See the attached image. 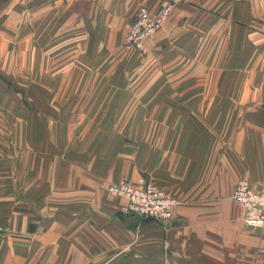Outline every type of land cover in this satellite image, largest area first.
Here are the masks:
<instances>
[{
    "label": "crops",
    "instance_id": "obj_1",
    "mask_svg": "<svg viewBox=\"0 0 264 264\" xmlns=\"http://www.w3.org/2000/svg\"><path fill=\"white\" fill-rule=\"evenodd\" d=\"M160 1L0 0V38H38L45 40L42 47L52 41L53 55L78 57L81 65L58 85L73 86L82 73L89 77L84 87H92L91 76L109 71V56L123 46L138 9L157 11ZM255 38L264 40V0H184L147 41L144 55L162 47L166 55L182 54L185 47H215L221 54L232 47L242 54L239 48L249 47L253 54ZM246 63L253 64L247 70H264V59ZM101 85L107 87L103 80ZM1 103L9 131L0 147L12 164L0 175L5 184L0 194L26 201H13L2 219L8 232L19 231L23 239L10 240L20 250L0 245V264H264V227L248 228L244 210L232 199L239 180L264 183V114H166L174 121L165 134L148 141L142 133L136 145L118 143L113 151L101 143L90 164L68 176L63 168L48 173L53 168L37 157L31 121L26 114L8 113ZM14 119L26 143L15 145ZM14 151L17 161L36 156L46 170L36 174L29 162L15 175ZM139 178L178 200L170 219L121 213L125 200L111 196L107 186ZM33 182L37 191L26 187ZM18 183L24 191L14 190Z\"/></svg>",
    "mask_w": 264,
    "mask_h": 264
},
{
    "label": "rangeland",
    "instance_id": "obj_2",
    "mask_svg": "<svg viewBox=\"0 0 264 264\" xmlns=\"http://www.w3.org/2000/svg\"><path fill=\"white\" fill-rule=\"evenodd\" d=\"M13 28L21 32L20 23H15ZM44 41L0 38V100L4 101L1 104L8 113L26 114L31 121L37 144L35 152L45 160L44 166L53 168L48 169L50 175L56 169L60 173L63 168L69 176L71 169L90 164L87 160L96 154L101 143L109 144L107 151H113L118 143L136 145L142 133L148 141L156 133L165 134L167 128L173 127L168 122L174 121L166 114H264V70L246 68L253 66L246 62L264 59V40L260 38L254 39L253 54L249 47H240L242 54H237L233 47L227 54L219 53L221 49L215 47H185L182 54L166 55V48L162 47L158 54L141 55L123 44L117 55L109 56V71L101 69L99 75L91 76L92 87H84L89 77H81L80 72L73 86H59V80L70 78L67 71L79 69L81 65L76 63L78 57L53 55L52 41L49 47H42ZM55 60H61L58 62L61 68L56 67L58 72L53 69ZM101 80L107 87L101 85ZM12 127L16 133L15 145L26 143L22 140L26 137L22 135V125L14 119ZM8 131L6 114H1L0 109V142H5ZM7 154L0 147V175L3 176L12 164ZM13 154L15 175H21L29 162L34 164L36 174L46 170L36 156H30L24 164L16 160L15 151ZM119 183L108 185L107 192L109 186ZM22 187L21 183L15 184L14 190L24 191ZM26 187L38 190L36 182ZM2 190L5 184L0 179ZM13 201L16 204L26 200L6 199L0 194V245L20 250L19 245L10 243L21 244L22 233L8 232L2 225Z\"/></svg>",
    "mask_w": 264,
    "mask_h": 264
},
{
    "label": "built area",
    "instance_id": "obj_3",
    "mask_svg": "<svg viewBox=\"0 0 264 264\" xmlns=\"http://www.w3.org/2000/svg\"><path fill=\"white\" fill-rule=\"evenodd\" d=\"M184 0H161L155 13L140 8L127 27L125 46L141 54L147 52V41L162 27L174 9ZM108 192L125 200L121 207L123 214H135L145 219L168 220L177 200L167 195L151 180L139 178L136 181H124L108 187ZM233 200L244 210L243 222L256 230L264 227V183L251 185L240 180L234 190Z\"/></svg>",
    "mask_w": 264,
    "mask_h": 264
},
{
    "label": "bare ground",
    "instance_id": "obj_4",
    "mask_svg": "<svg viewBox=\"0 0 264 264\" xmlns=\"http://www.w3.org/2000/svg\"><path fill=\"white\" fill-rule=\"evenodd\" d=\"M247 182V181H246ZM239 205V204H238ZM240 206V205H239ZM241 207V206H240ZM242 208V207H241ZM243 209V208H242ZM260 229V228H259ZM257 230V229H256Z\"/></svg>",
    "mask_w": 264,
    "mask_h": 264
}]
</instances>
